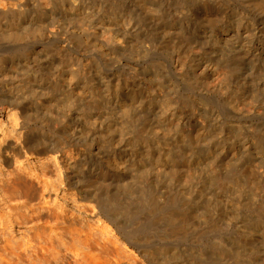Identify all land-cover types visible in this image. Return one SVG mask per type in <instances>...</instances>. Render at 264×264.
<instances>
[{"label": "bare ground", "instance_id": "bare-ground-1", "mask_svg": "<svg viewBox=\"0 0 264 264\" xmlns=\"http://www.w3.org/2000/svg\"><path fill=\"white\" fill-rule=\"evenodd\" d=\"M0 19L2 39L58 56L8 106L28 101L96 147L80 162L62 144L14 150L54 156L142 257L152 232L191 242L193 264H264V0H0Z\"/></svg>", "mask_w": 264, "mask_h": 264}, {"label": "rangeland", "instance_id": "rangeland-1", "mask_svg": "<svg viewBox=\"0 0 264 264\" xmlns=\"http://www.w3.org/2000/svg\"><path fill=\"white\" fill-rule=\"evenodd\" d=\"M5 28L6 21L0 19V33L3 32L0 34V61L5 62L2 69L12 66L17 72L12 76L14 78L7 73L0 78V91H3L0 92V264H95L96 260L108 264H116V260L123 264H193L195 260L185 254L191 242L160 238L152 232L144 248L145 255L149 253V256L142 257L140 249L129 246L122 234L92 210L90 204L77 200L54 156L35 157L14 150L23 141L43 143L39 148L45 149L48 145L62 144L64 149L75 151L74 157L80 162L91 150L95 154L96 147H90L84 136L82 141L73 140V124H63L51 115L33 113L36 105L28 101L8 106L14 94L9 92L11 86L37 85L31 78L46 73L50 64L55 67L58 56L46 54L51 49L49 44L42 45L37 39L25 42L2 39ZM56 45L71 49L68 42ZM18 108H28L32 114L27 110L29 118L24 120L20 118ZM9 144L13 150L4 153ZM159 247L171 251L172 259L157 254ZM181 254L185 255L182 259Z\"/></svg>", "mask_w": 264, "mask_h": 264}]
</instances>
